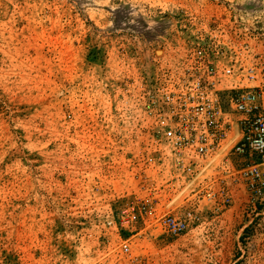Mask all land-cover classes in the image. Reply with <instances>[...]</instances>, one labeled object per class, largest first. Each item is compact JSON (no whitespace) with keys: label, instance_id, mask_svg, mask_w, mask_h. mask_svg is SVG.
Listing matches in <instances>:
<instances>
[{"label":"rangeland","instance_id":"1","mask_svg":"<svg viewBox=\"0 0 264 264\" xmlns=\"http://www.w3.org/2000/svg\"><path fill=\"white\" fill-rule=\"evenodd\" d=\"M202 38L264 61V0H0V264H264V207L238 184L178 238L117 222L151 193L143 97ZM170 162L148 174L161 196Z\"/></svg>","mask_w":264,"mask_h":264},{"label":"built area","instance_id":"2","mask_svg":"<svg viewBox=\"0 0 264 264\" xmlns=\"http://www.w3.org/2000/svg\"><path fill=\"white\" fill-rule=\"evenodd\" d=\"M145 95L147 148L157 157L138 152L131 163L138 189L151 193L119 213L121 229L141 221L145 231L183 236L199 212L229 208V183L240 186L249 205L264 207V61L239 64L233 46L202 38ZM165 160L182 182L161 196L148 174L158 173ZM121 251L129 252L126 241Z\"/></svg>","mask_w":264,"mask_h":264}]
</instances>
